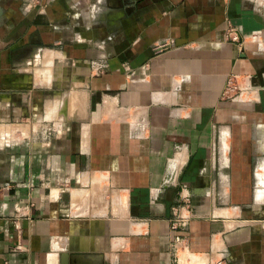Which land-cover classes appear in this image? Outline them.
Returning <instances> with one entry per match:
<instances>
[{
    "label": "crops",
    "instance_id": "obj_1",
    "mask_svg": "<svg viewBox=\"0 0 264 264\" xmlns=\"http://www.w3.org/2000/svg\"><path fill=\"white\" fill-rule=\"evenodd\" d=\"M0 8V264H264V0Z\"/></svg>",
    "mask_w": 264,
    "mask_h": 264
},
{
    "label": "built area",
    "instance_id": "obj_2",
    "mask_svg": "<svg viewBox=\"0 0 264 264\" xmlns=\"http://www.w3.org/2000/svg\"><path fill=\"white\" fill-rule=\"evenodd\" d=\"M226 38L227 40L236 41L240 43L242 42L237 28L232 25H229L226 30ZM105 66L106 64L100 65L99 69ZM142 70L143 73H145V68H143ZM245 90V87L242 86L240 81H238L237 75H232L227 80L223 97L235 100L238 99ZM190 205L191 201L189 196H185L183 198L182 204H179L174 208V219L171 226V252L173 255V264L179 263L180 255L184 249V234L182 233L181 229L188 223L190 219V214L188 213Z\"/></svg>",
    "mask_w": 264,
    "mask_h": 264
},
{
    "label": "bare ground",
    "instance_id": "obj_3",
    "mask_svg": "<svg viewBox=\"0 0 264 264\" xmlns=\"http://www.w3.org/2000/svg\"><path fill=\"white\" fill-rule=\"evenodd\" d=\"M246 97H248V93L243 92V93H242V96H241L242 100H243L244 98H246ZM181 260H182V258H181Z\"/></svg>",
    "mask_w": 264,
    "mask_h": 264
},
{
    "label": "flooded vegetation",
    "instance_id": "obj_4",
    "mask_svg": "<svg viewBox=\"0 0 264 264\" xmlns=\"http://www.w3.org/2000/svg\"><path fill=\"white\" fill-rule=\"evenodd\" d=\"M2 17V10H1V8H0V18Z\"/></svg>",
    "mask_w": 264,
    "mask_h": 264
}]
</instances>
